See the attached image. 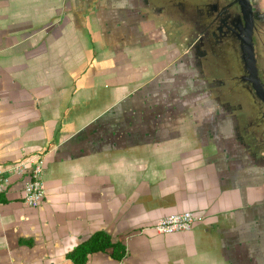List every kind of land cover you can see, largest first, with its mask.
<instances>
[{"label":"crops","instance_id":"0c3cea01","mask_svg":"<svg viewBox=\"0 0 264 264\" xmlns=\"http://www.w3.org/2000/svg\"><path fill=\"white\" fill-rule=\"evenodd\" d=\"M122 13L0 0V165L40 160L44 186L27 204L23 172L0 195V264H76L65 253L99 228L126 253L84 264H263L246 193ZM186 209L190 228L155 227Z\"/></svg>","mask_w":264,"mask_h":264},{"label":"flooded vegetation","instance_id":"af4514ba","mask_svg":"<svg viewBox=\"0 0 264 264\" xmlns=\"http://www.w3.org/2000/svg\"><path fill=\"white\" fill-rule=\"evenodd\" d=\"M70 1L77 6L87 3L95 11L124 10L123 27H136L138 43L148 46L158 62L170 65V77L179 78V88L170 83L171 91L178 90L182 101L193 102L202 139L214 145L211 157L224 161L236 186L246 193L243 203L258 231L253 248L264 257V62L257 61L253 78L238 57L237 22L240 17L245 22L238 4L233 0ZM255 4L254 49L264 37V2L255 0Z\"/></svg>","mask_w":264,"mask_h":264},{"label":"built area","instance_id":"2783aa9c","mask_svg":"<svg viewBox=\"0 0 264 264\" xmlns=\"http://www.w3.org/2000/svg\"><path fill=\"white\" fill-rule=\"evenodd\" d=\"M23 172H27L29 176L22 188V198L27 204H38L44 196L40 160L29 166L22 161L9 166L0 165V195L6 192L9 184L13 181V176ZM195 217L194 212L188 209L180 212H171L161 216L155 223V227L159 232L164 233L185 230L193 225Z\"/></svg>","mask_w":264,"mask_h":264},{"label":"water","instance_id":"95a60500","mask_svg":"<svg viewBox=\"0 0 264 264\" xmlns=\"http://www.w3.org/2000/svg\"><path fill=\"white\" fill-rule=\"evenodd\" d=\"M240 7L241 13L244 17L245 22L243 23L240 15L236 16L237 22V37L240 40V52L238 57L244 64L249 67L251 76L257 77V61L264 62V37L257 40V47L254 49L253 41V16L256 13L258 6L255 4V0H233ZM181 78H183L181 76ZM176 82L178 79H174ZM179 87V85H178Z\"/></svg>","mask_w":264,"mask_h":264},{"label":"trees","instance_id":"16d2710c","mask_svg":"<svg viewBox=\"0 0 264 264\" xmlns=\"http://www.w3.org/2000/svg\"><path fill=\"white\" fill-rule=\"evenodd\" d=\"M96 251H108L114 259H121L126 253L125 243L114 239L105 229H95L88 237L76 243L65 255L76 264H84L88 254Z\"/></svg>","mask_w":264,"mask_h":264},{"label":"rangeland","instance_id":"374dc122","mask_svg":"<svg viewBox=\"0 0 264 264\" xmlns=\"http://www.w3.org/2000/svg\"><path fill=\"white\" fill-rule=\"evenodd\" d=\"M262 2H264V0H261Z\"/></svg>","mask_w":264,"mask_h":264}]
</instances>
